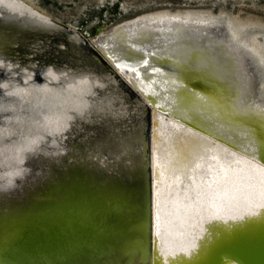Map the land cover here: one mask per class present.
<instances>
[{"label":"bare ground","instance_id":"6f19581e","mask_svg":"<svg viewBox=\"0 0 264 264\" xmlns=\"http://www.w3.org/2000/svg\"><path fill=\"white\" fill-rule=\"evenodd\" d=\"M2 19L54 25L30 0H0ZM262 21L224 9L161 8L91 37L114 67L120 65L115 68L150 106L148 112L139 100L138 110L127 108L95 74L23 65L0 54V189L25 179L30 164L86 152L70 147L68 134L80 130L83 120L101 122L110 132L126 133L114 138L112 150L122 153L113 165L136 150L131 170L141 167L149 136L154 264L202 260L227 228L264 227V104L245 100L252 96L250 75L236 92L234 69L225 58L228 53L238 61L230 50L239 51L241 68L247 60L254 65L264 91ZM4 49L0 43V53ZM99 165L111 168L108 161Z\"/></svg>","mask_w":264,"mask_h":264},{"label":"water","instance_id":"95a60500","mask_svg":"<svg viewBox=\"0 0 264 264\" xmlns=\"http://www.w3.org/2000/svg\"><path fill=\"white\" fill-rule=\"evenodd\" d=\"M6 22L0 20V43L7 47L0 53L4 59L43 69L52 65L57 70L72 68L74 73L87 71L106 81L111 93L117 91L127 108L138 110L142 103L145 112L150 111L133 95L136 91L91 39L93 35L58 19L54 25ZM73 31L82 39H74ZM230 51L242 63L240 52ZM237 71H230L236 92ZM100 123L83 120L80 130L68 134V145L87 148L86 152L65 156L59 163L42 161L38 167L32 160L25 179L0 189V264H154L149 136L144 139L142 166L131 170L136 150L127 153V161L112 164L122 153L112 145L126 133L110 132ZM107 161L111 168L99 170ZM261 224L227 228L213 238L202 260L187 264H264Z\"/></svg>","mask_w":264,"mask_h":264},{"label":"rangeland","instance_id":"374dc122","mask_svg":"<svg viewBox=\"0 0 264 264\" xmlns=\"http://www.w3.org/2000/svg\"><path fill=\"white\" fill-rule=\"evenodd\" d=\"M34 5L42 11L46 16L58 19L65 23H69L77 27L81 31H86L88 34L98 37L102 32H109L111 28L128 18L147 11H153L161 8L169 10L185 9V8H204L210 9L212 12H219L220 9L228 10L235 13L239 17L255 19L262 21L264 19V0H30ZM118 2V7L115 9V3ZM104 6V7H103ZM264 22V20L262 21ZM99 27V31L96 28ZM98 32V33H97ZM97 33V34H96ZM214 37H217L215 33ZM204 37H207L204 35ZM214 37H210L214 39ZM264 39V37H263ZM264 41V40H263ZM228 59L230 67L233 66L236 72L237 66L242 63L237 61L235 57H231L228 53L225 55ZM237 63V64H236ZM254 64V63H253ZM249 74H243L245 77L238 74V90L242 89L241 82L244 79L254 81L251 88L252 96L246 98V102L254 105L264 104L261 95L264 96V91H261L258 85V80L261 81L260 75L253 73L254 65L245 64ZM241 69V73L246 71ZM251 69V70H250ZM240 71V70H239ZM255 71V70H254ZM238 72V71H237ZM248 77V78H247ZM246 84V82H244ZM253 91V92H252ZM260 92L262 94H260ZM242 94V93H241ZM240 97V93L238 94ZM243 97V96H242ZM242 99V98H241ZM262 100V101H261ZM131 187V186H130ZM132 205V201L130 202Z\"/></svg>","mask_w":264,"mask_h":264},{"label":"snow or ice","instance_id":"6c2138e0","mask_svg":"<svg viewBox=\"0 0 264 264\" xmlns=\"http://www.w3.org/2000/svg\"><path fill=\"white\" fill-rule=\"evenodd\" d=\"M144 63L147 64V61L145 60ZM115 67L117 69H119L120 68V65L119 64H116ZM125 68H127V65H125ZM129 70L132 71L133 73H136L137 72V69H135V68H132V69H129ZM262 215H264V214H262ZM209 223H211V221H209Z\"/></svg>","mask_w":264,"mask_h":264},{"label":"trees","instance_id":"16d2710c","mask_svg":"<svg viewBox=\"0 0 264 264\" xmlns=\"http://www.w3.org/2000/svg\"><path fill=\"white\" fill-rule=\"evenodd\" d=\"M103 7H104V6H103ZM114 7H115V9L118 7V2L115 3V6H114Z\"/></svg>","mask_w":264,"mask_h":264}]
</instances>
